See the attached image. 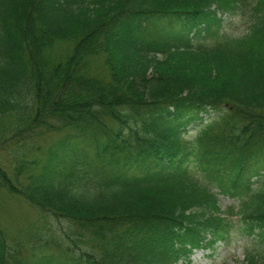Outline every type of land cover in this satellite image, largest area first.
Returning a JSON list of instances; mask_svg holds the SVG:
<instances>
[{
	"label": "trees",
	"instance_id": "16d2710c",
	"mask_svg": "<svg viewBox=\"0 0 264 264\" xmlns=\"http://www.w3.org/2000/svg\"><path fill=\"white\" fill-rule=\"evenodd\" d=\"M4 118L0 191L47 228L0 227V264H189L234 238L264 264V0H0Z\"/></svg>",
	"mask_w": 264,
	"mask_h": 264
},
{
	"label": "rangeland",
	"instance_id": "374dc122",
	"mask_svg": "<svg viewBox=\"0 0 264 264\" xmlns=\"http://www.w3.org/2000/svg\"><path fill=\"white\" fill-rule=\"evenodd\" d=\"M235 27L231 30L234 33H240L245 26L236 20ZM71 46L69 44H55L48 57L52 60H60L66 58L69 54ZM94 71L101 73L99 76H106L101 60L94 61ZM4 120V121H3ZM0 121V135L3 140L0 143V165L7 173L13 171V163L15 162V154L22 153V150H17L14 140H4V134L8 137L11 133V121L9 118H4ZM57 135L53 133H45L42 138L37 139L35 143H27V147L42 149ZM34 145V148H33ZM232 203L229 199L220 197V205L229 206ZM45 215L38 209L30 206L24 200L11 196L6 192L0 191V227L6 240L11 241L15 238H21L23 232L28 235V230L32 226L40 231H46ZM38 225L39 227H36ZM28 235L26 239L28 240ZM22 248H25L22 246ZM26 254V253H24ZM244 254V246L241 240L234 238V243L230 248L220 245L213 254L209 251H197L190 257L189 264H242Z\"/></svg>",
	"mask_w": 264,
	"mask_h": 264
}]
</instances>
